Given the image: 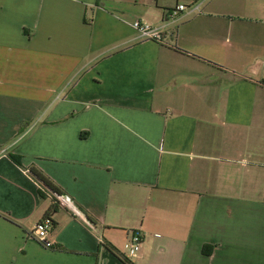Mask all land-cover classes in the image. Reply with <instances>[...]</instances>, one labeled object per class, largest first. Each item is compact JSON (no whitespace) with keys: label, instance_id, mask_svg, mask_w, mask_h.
<instances>
[{"label":"crops","instance_id":"0c3cea01","mask_svg":"<svg viewBox=\"0 0 264 264\" xmlns=\"http://www.w3.org/2000/svg\"><path fill=\"white\" fill-rule=\"evenodd\" d=\"M262 86L264 0H0V264H264Z\"/></svg>","mask_w":264,"mask_h":264},{"label":"built area","instance_id":"2783aa9c","mask_svg":"<svg viewBox=\"0 0 264 264\" xmlns=\"http://www.w3.org/2000/svg\"><path fill=\"white\" fill-rule=\"evenodd\" d=\"M199 1H193L188 5L185 4H178L176 5L171 12L169 13L170 18H175L179 14L187 13V14H194L200 13L201 6ZM132 28L138 33V35L143 39H153V40H161V32L140 21H133L131 23ZM39 184V183H38ZM53 200L56 204L68 211L73 217L80 218L83 221L86 220L84 213L74 204L71 197L67 194H52ZM51 230V224L49 220H41L39 221L34 229H33V236L36 241L42 245L46 249H51L53 247V243L49 239V232ZM142 236L138 231H130L128 242L126 247L128 249L129 257H133L139 253L141 246H142Z\"/></svg>","mask_w":264,"mask_h":264},{"label":"trees","instance_id":"16d2710c","mask_svg":"<svg viewBox=\"0 0 264 264\" xmlns=\"http://www.w3.org/2000/svg\"><path fill=\"white\" fill-rule=\"evenodd\" d=\"M12 159L14 160V157ZM29 172L32 175V177L39 183V185L42 186L46 191H48L52 194H57V195L61 194L60 191L46 177H44L40 172H38L35 169H31ZM40 195H42V194L40 193ZM45 220H49L51 226H53L52 221H50V219L48 218V215L45 216ZM206 254H208V253H206Z\"/></svg>","mask_w":264,"mask_h":264},{"label":"rangeland","instance_id":"374dc122","mask_svg":"<svg viewBox=\"0 0 264 264\" xmlns=\"http://www.w3.org/2000/svg\"><path fill=\"white\" fill-rule=\"evenodd\" d=\"M255 79L258 80L256 77H255ZM260 82H261V81H260ZM260 84H261V83H260ZM262 87H264V86H262ZM261 89H264V88H261ZM255 182H257V183H259V184L264 183V178H261V177L256 178V177H255Z\"/></svg>","mask_w":264,"mask_h":264}]
</instances>
